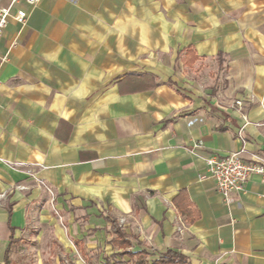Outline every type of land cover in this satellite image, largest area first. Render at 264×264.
Wrapping results in <instances>:
<instances>
[{
    "label": "crops",
    "instance_id": "obj_1",
    "mask_svg": "<svg viewBox=\"0 0 264 264\" xmlns=\"http://www.w3.org/2000/svg\"><path fill=\"white\" fill-rule=\"evenodd\" d=\"M161 3L168 17L149 14L153 0L11 5L25 20L9 17L0 33L5 264L11 246L38 228L61 250L98 253L108 264L119 249L106 216L138 239L132 250L172 249L187 264H264V176L250 175L226 203L205 164L230 152L264 158V125L254 124L264 121V0ZM10 4L0 0V8ZM163 44L175 46L179 66L142 58ZM188 46L198 56L191 65ZM184 68L218 82L198 84ZM240 97L250 121L244 141L236 135L242 118L224 108Z\"/></svg>",
    "mask_w": 264,
    "mask_h": 264
},
{
    "label": "rangeland",
    "instance_id": "obj_2",
    "mask_svg": "<svg viewBox=\"0 0 264 264\" xmlns=\"http://www.w3.org/2000/svg\"><path fill=\"white\" fill-rule=\"evenodd\" d=\"M157 6L156 11H150L149 14H153L155 12L161 13L162 16L168 17L167 7L161 3V0H153ZM124 17H134V12L125 11L123 12ZM152 17V16H151ZM150 18V17H147ZM147 21V20H146ZM147 23V22H146ZM175 46L165 45L163 44L162 47H155V48H148L143 51L142 58L146 60L151 59L153 62H157V64H161L165 67H170L169 62L174 64V66H179L178 60L174 59L175 56ZM141 59L138 58L136 62L140 61ZM208 65H206L207 67ZM189 69H183V77L187 79H192L198 84L206 82L209 83H217L218 76H214V74H210L209 77L214 78L210 80L207 78V74H203L198 70L195 73H191ZM194 72V71H193ZM184 83L187 80L182 79ZM209 82V83H208ZM51 198L53 197V193H49ZM52 203V204H51ZM51 205V212L58 218L56 208L54 207L53 200L50 201ZM55 210V211H54ZM121 217H119L120 219ZM59 223L62 218H58ZM63 222H61L62 224ZM60 224V225H61ZM35 230V229H34ZM41 230V229H40ZM38 228V232L35 231L34 234L23 237V240L19 243H15L11 246L9 252V259L7 264H85L83 251H80L77 248H72L70 251L61 250V247H57L56 243L53 242L51 244V239L47 235L39 234L40 232ZM99 253H104V250L99 246L98 247ZM116 258V257H115ZM105 259V256L104 258ZM126 260V257H117L116 259H112V261L123 263ZM103 262V261H101ZM0 264H5L2 259H0Z\"/></svg>",
    "mask_w": 264,
    "mask_h": 264
},
{
    "label": "built area",
    "instance_id": "obj_3",
    "mask_svg": "<svg viewBox=\"0 0 264 264\" xmlns=\"http://www.w3.org/2000/svg\"><path fill=\"white\" fill-rule=\"evenodd\" d=\"M17 0H11V4L7 7L0 8V33L1 29L6 24L9 17H13L16 21L23 23L25 20V11L22 9L16 10L13 14L10 11V7ZM38 0H27L29 4H35ZM248 100L252 101L251 95L248 96ZM243 98H235L232 100L231 104L224 108H232L239 114L242 118L243 123L239 127L236 135L237 137L244 141L243 130L244 127L250 122L246 115L243 113ZM198 120L196 117L188 120V125H191L194 121ZM256 126L264 125V121L254 122ZM205 164L207 168L208 175L211 176L216 185L217 191L221 194L223 200L226 203H231L233 201L234 194H239L244 191L245 183L252 174H259L264 176V158H259L258 160L248 161L243 158L240 152H230L225 155H210L205 158ZM28 173L32 175L33 173L29 170ZM204 177V175H202ZM38 185L47 189L50 193L52 191L48 188L47 184L42 179H37ZM17 189H24L23 185H16ZM5 195L4 192L0 193V198ZM120 223L124 222V218L119 219Z\"/></svg>",
    "mask_w": 264,
    "mask_h": 264
},
{
    "label": "trees",
    "instance_id": "obj_4",
    "mask_svg": "<svg viewBox=\"0 0 264 264\" xmlns=\"http://www.w3.org/2000/svg\"><path fill=\"white\" fill-rule=\"evenodd\" d=\"M186 57L184 61L186 64L191 65L198 56L191 50V47L188 46L185 48ZM221 63H219L220 65ZM107 221L110 223L109 230L114 235L109 243L119 249L116 252H113L111 257H122L124 255L128 256V260L123 263H118L112 261L108 264H187L186 257L175 250L166 249L164 252L154 256L150 249L145 247H141L137 250H132V247L135 243H139L138 239L128 232H126L118 223V221L112 216H106ZM6 253H8V248ZM109 257V260L110 258ZM85 264H106L105 262H101L99 260V254L93 253L90 256L84 257ZM8 262V261H6Z\"/></svg>",
    "mask_w": 264,
    "mask_h": 264
}]
</instances>
